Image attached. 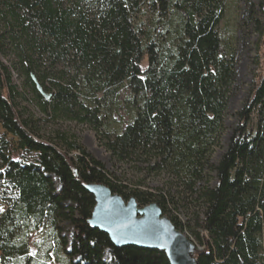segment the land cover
<instances>
[{"label": "trees", "instance_id": "obj_1", "mask_svg": "<svg viewBox=\"0 0 264 264\" xmlns=\"http://www.w3.org/2000/svg\"><path fill=\"white\" fill-rule=\"evenodd\" d=\"M227 7L228 0H0V181L13 191L0 211V264H171L163 250L118 247L90 225V182L139 206L158 204L202 245L199 264H264V74L220 160L210 161L236 81ZM28 93L39 111L22 103ZM67 118L89 125L138 179L110 171L52 124ZM151 176L165 177L164 186L150 187ZM37 233L46 234L35 243Z\"/></svg>", "mask_w": 264, "mask_h": 264}, {"label": "rangeland", "instance_id": "obj_2", "mask_svg": "<svg viewBox=\"0 0 264 264\" xmlns=\"http://www.w3.org/2000/svg\"><path fill=\"white\" fill-rule=\"evenodd\" d=\"M255 20L263 21L264 24V0H228L226 22L231 30L236 31L237 36L238 53L236 81L230 97L225 117V128L220 145L215 148L210 157L212 165H216L220 160L238 124L237 112L241 110L244 103L249 98L254 84L259 79V75L264 74V31L260 32ZM2 59L4 62L9 63L6 57H2ZM255 60H257V63ZM15 81L20 85L21 77L16 75ZM20 90L23 91L22 88H20ZM26 96L29 99L21 98L22 103L28 105L35 112L39 111L36 104L33 103L32 95L28 93ZM52 124L55 128L75 134L78 141L94 156L102 160L110 171L117 174H127V176L135 180L138 179V176L135 175L134 171H131L128 166L121 167L120 164H117L113 160L110 152L99 142L95 131L89 125L79 124L68 118L55 120ZM49 127L48 125L47 129ZM3 135L4 130L0 127V136ZM7 138L12 140L10 135L7 136ZM12 157L15 159L19 158L16 154H13ZM34 158H36V154H28L27 159L33 160ZM212 176H215V172H212ZM147 182L152 188L161 187L164 186L165 177L151 176L148 177ZM215 182L216 180L212 179V184ZM12 193V188L5 182L0 181V211L6 209L9 199L13 195ZM193 217L194 215H191V213L179 212V218L183 223L188 224V222H190L193 225L195 223ZM62 226V236L69 244L72 239L73 228L67 222L62 224ZM185 233L189 237L188 231H185ZM45 234L46 233H37L34 236V242H41ZM195 243L199 248L202 247L198 241ZM38 252L40 251L37 250V247L35 245L32 246V254H37ZM105 256L107 259H110V253L108 251ZM38 257H41V255L39 254Z\"/></svg>", "mask_w": 264, "mask_h": 264}, {"label": "water", "instance_id": "obj_3", "mask_svg": "<svg viewBox=\"0 0 264 264\" xmlns=\"http://www.w3.org/2000/svg\"><path fill=\"white\" fill-rule=\"evenodd\" d=\"M86 188L96 199L90 225L109 234L116 246L160 249L171 264H199V247L163 214L158 204L139 206L134 197L126 201L104 183L90 182Z\"/></svg>", "mask_w": 264, "mask_h": 264}]
</instances>
